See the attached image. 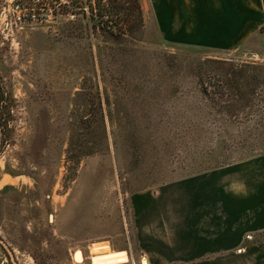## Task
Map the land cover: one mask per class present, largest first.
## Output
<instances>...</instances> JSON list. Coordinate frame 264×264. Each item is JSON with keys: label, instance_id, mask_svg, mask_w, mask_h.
Masks as SVG:
<instances>
[{"label": "rangeland", "instance_id": "1", "mask_svg": "<svg viewBox=\"0 0 264 264\" xmlns=\"http://www.w3.org/2000/svg\"><path fill=\"white\" fill-rule=\"evenodd\" d=\"M33 2L38 21L12 26L0 0V264L127 250L78 239L135 191L264 157V73L235 107L210 86L230 65L264 63V31L223 47L180 40L163 0H141L143 37L114 43L83 12Z\"/></svg>", "mask_w": 264, "mask_h": 264}, {"label": "crops", "instance_id": "2", "mask_svg": "<svg viewBox=\"0 0 264 264\" xmlns=\"http://www.w3.org/2000/svg\"><path fill=\"white\" fill-rule=\"evenodd\" d=\"M163 7L170 28L178 17L180 40L209 46L245 42L264 26V0H163ZM127 198L115 220L78 241L111 239L129 254L104 245L111 253L137 264H264V157Z\"/></svg>", "mask_w": 264, "mask_h": 264}, {"label": "trees", "instance_id": "3", "mask_svg": "<svg viewBox=\"0 0 264 264\" xmlns=\"http://www.w3.org/2000/svg\"><path fill=\"white\" fill-rule=\"evenodd\" d=\"M48 2L54 6L59 4V8L67 13L69 11L75 14L83 12L87 25L96 32L99 30L103 37L114 43H124L143 37L145 23L141 0H66V2L48 0ZM261 31H264V26ZM263 73L264 63H245L240 69L230 65L216 75L218 82L223 84L214 83L210 86L215 87L216 94H220L221 102L227 100L231 103L230 107H235L248 94L244 87L255 85ZM203 92L209 96L210 87H203ZM246 99L248 100L249 97L247 96ZM2 128L5 129L4 126ZM94 152V147H90L87 154Z\"/></svg>", "mask_w": 264, "mask_h": 264}, {"label": "built area", "instance_id": "4", "mask_svg": "<svg viewBox=\"0 0 264 264\" xmlns=\"http://www.w3.org/2000/svg\"><path fill=\"white\" fill-rule=\"evenodd\" d=\"M29 1L30 0H6V7L11 11V14H12L11 21L8 20V24L12 26L13 25L17 26V25L25 24L28 21H31V22L38 21V12L36 11L37 4L36 2H33V4L32 3L30 4ZM102 245L103 246L108 245L110 249L118 250V249H114L110 244H107V243L102 244ZM102 245H96L93 249H97ZM125 251L128 252L127 250ZM129 263H131V257L128 263H120V264H129Z\"/></svg>", "mask_w": 264, "mask_h": 264}, {"label": "bare ground", "instance_id": "5", "mask_svg": "<svg viewBox=\"0 0 264 264\" xmlns=\"http://www.w3.org/2000/svg\"><path fill=\"white\" fill-rule=\"evenodd\" d=\"M95 253L91 255V263L92 264H120V263H128L130 261L128 254L122 255H114L108 249V246H100L95 249ZM75 258L77 260L82 259V253L77 252L75 254Z\"/></svg>", "mask_w": 264, "mask_h": 264}, {"label": "water", "instance_id": "6", "mask_svg": "<svg viewBox=\"0 0 264 264\" xmlns=\"http://www.w3.org/2000/svg\"><path fill=\"white\" fill-rule=\"evenodd\" d=\"M0 243H2V244L4 245V247L9 251V253H11L10 250L8 249V247L5 246V244L3 243L2 240H0ZM11 259H12L13 263L16 264V263H15V260L13 259L12 254H11Z\"/></svg>", "mask_w": 264, "mask_h": 264}]
</instances>
